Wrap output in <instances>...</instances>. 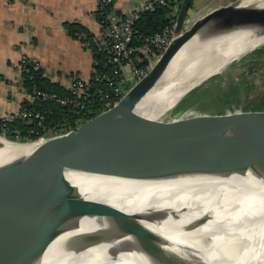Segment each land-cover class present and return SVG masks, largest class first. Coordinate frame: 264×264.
Masks as SVG:
<instances>
[{
    "label": "water",
    "instance_id": "obj_1",
    "mask_svg": "<svg viewBox=\"0 0 264 264\" xmlns=\"http://www.w3.org/2000/svg\"><path fill=\"white\" fill-rule=\"evenodd\" d=\"M246 1L218 6L188 28L192 0H180L169 46L115 104L73 130L43 141L9 139L0 134V139L20 146L0 162V260L7 253L9 238L19 232L30 231L37 240L20 256L1 264H38L51 250L79 251L94 246L102 247L103 264H120L125 257L119 260L118 255L126 254L135 257L134 264H164L173 255L172 249L181 245L150 223L171 221L173 231L182 233L211 220L209 210L177 224L175 220L187 212L186 206V210L149 206L129 212L101 196L87 197L77 186L81 181L93 183L95 190L108 181L157 185L245 177L264 189V110L240 109L206 119L186 117L192 108L168 115L188 93L218 74L186 90L160 120L136 112L148 93L166 85L170 78L166 71L180 50L184 63L212 31L229 23L238 29L264 32L262 0ZM32 208L43 211L44 216L28 213L9 218L18 209ZM229 216L226 212L225 218ZM214 237L212 231L201 244H212ZM238 240L232 241L237 247H230L237 256L253 263L264 260V244L252 251V247L241 249Z\"/></svg>",
    "mask_w": 264,
    "mask_h": 264
},
{
    "label": "bare ground",
    "instance_id": "obj_2",
    "mask_svg": "<svg viewBox=\"0 0 264 264\" xmlns=\"http://www.w3.org/2000/svg\"><path fill=\"white\" fill-rule=\"evenodd\" d=\"M256 0H248L249 4ZM264 4V1H261ZM264 45V32L237 27L229 23L217 31H212L204 41L193 50L186 62H181L183 50H180L166 71L170 76L161 89L150 92L138 104L136 112L144 117L160 120L170 111L184 92L209 77L222 73L228 65ZM206 82V81H205ZM0 162L9 158L20 146L0 139ZM26 149V147L24 148ZM105 186L94 190L93 183L81 181L77 186L89 198L102 197L107 202L129 211H141L151 208L183 207L187 212L175 220L182 224L202 212L212 211L211 220L189 232H174L170 222L154 221L150 223L165 236L172 238L180 247L172 249L171 255L164 264H264L250 262L237 256L230 247H237L232 241L239 239L241 249L252 247V251L263 245L264 241V189L254 181L245 177H230L222 180H189L165 184H145L125 181H108ZM110 195L116 200L105 198ZM186 206V208H185ZM255 211V215L250 211ZM248 214H244V212ZM229 212V217H226ZM44 216L37 209H18L10 219L24 214ZM176 224V226H177ZM212 231H215L213 243L203 245ZM36 234L21 231L9 238L5 244L6 255L0 260L11 262L31 246L37 243ZM242 236V237H240ZM64 242H62L63 244ZM251 244V245H250ZM263 247V246H262ZM260 249V248H259ZM101 246L80 249L79 251H56L45 253L38 264H103L105 260ZM69 252V253H65ZM127 256V257H126ZM118 255L120 264H134L130 254ZM118 264V263H115ZM144 264H154L150 261ZM156 264V263H155Z\"/></svg>",
    "mask_w": 264,
    "mask_h": 264
},
{
    "label": "built area",
    "instance_id": "obj_3",
    "mask_svg": "<svg viewBox=\"0 0 264 264\" xmlns=\"http://www.w3.org/2000/svg\"><path fill=\"white\" fill-rule=\"evenodd\" d=\"M109 2L111 0L97 1L99 28L96 33L76 31L74 34L96 56L91 77L85 79L79 74L71 75L66 96L45 92L33 84L28 107L0 118V134L6 136L7 127L15 121L33 124L24 138L17 137L19 140L43 141L52 135L73 130L95 111L92 106L107 109L146 75L172 41L180 0H146L120 18L108 9ZM160 7L168 9L165 27L150 35L139 33L136 22L141 15ZM19 68L25 80L32 81L33 73L42 78L48 76L38 61L27 56L21 57ZM48 103L68 107L74 113V120L53 118V110L46 107Z\"/></svg>",
    "mask_w": 264,
    "mask_h": 264
},
{
    "label": "crops",
    "instance_id": "obj_4",
    "mask_svg": "<svg viewBox=\"0 0 264 264\" xmlns=\"http://www.w3.org/2000/svg\"><path fill=\"white\" fill-rule=\"evenodd\" d=\"M97 1L0 0V118L29 101L27 82L19 68L22 56L38 61L46 79L67 92L71 75L91 77L94 54L76 39L72 29L98 31ZM145 1L111 0L108 9L120 18ZM222 4L191 8L189 17L194 13L201 17Z\"/></svg>",
    "mask_w": 264,
    "mask_h": 264
},
{
    "label": "rangeland",
    "instance_id": "obj_5",
    "mask_svg": "<svg viewBox=\"0 0 264 264\" xmlns=\"http://www.w3.org/2000/svg\"><path fill=\"white\" fill-rule=\"evenodd\" d=\"M230 0H192L191 8L201 9L202 7L210 4H219V3H228ZM222 4V5H224ZM198 14L194 13L189 18L188 28L193 24V22L199 17ZM252 55H246L239 59L236 62L230 64L221 74H218L206 82H204L199 88L201 91L207 90L210 92L211 96L206 98L202 96V93L199 91V94L190 95L188 93L170 112L169 116L180 113L186 109L192 108L193 111L186 117L189 118H208L217 114H224L227 112L238 111L245 105L248 101H259L262 94L264 93V46L260 49H257L253 52ZM261 56L258 64L253 62H247V58H252L251 56L257 57ZM244 79L246 82V88H242L240 91L241 102L239 107L234 108L228 103H224V100H221L218 97V94L226 91L228 88V83L233 81L234 83L240 82ZM255 100V101H254ZM255 103L248 105L247 109L253 108ZM197 108H195V106ZM234 110H232V108ZM2 147V146H1ZM1 149V148H0Z\"/></svg>",
    "mask_w": 264,
    "mask_h": 264
},
{
    "label": "trees",
    "instance_id": "obj_6",
    "mask_svg": "<svg viewBox=\"0 0 264 264\" xmlns=\"http://www.w3.org/2000/svg\"><path fill=\"white\" fill-rule=\"evenodd\" d=\"M170 1L173 2V0H170ZM167 23H168V9L166 7H160L154 12L143 13L141 17L139 18V20L136 22V28L139 33L143 35H150L156 32H160ZM70 28H73V27L70 26ZM72 30L75 32L81 31L80 29H76L75 27ZM259 58H260V55H258L257 64L261 62L259 61ZM26 82H27L26 87L28 88L29 92H30L31 86L35 84L39 89L45 92H54L60 96H66L68 94V92L64 88H61L59 85L50 82L46 78L40 77V75L37 73H33L32 81L26 80ZM247 83L248 82H246V80L242 78L240 82L238 83H234L233 81H230L228 83L227 90L218 94V97L221 100H224V103H228L230 104V106H233L234 108L239 107V104L242 100L241 98H239L240 91L242 88L246 86ZM199 91L202 93V96H204L205 99L211 96L210 92H208L206 89L201 91V88L199 87L194 89L190 95H193L195 93L199 94ZM244 101H245V105L242 106L241 108L242 111L264 110V93L262 94L258 102L254 100L255 102L248 101L246 103V100ZM253 103H255L253 108L247 109L248 105H252ZM28 104L29 102H24V107H28ZM46 107L53 110V116H52L53 118L58 119V118L64 117L65 119L74 120V116H73L74 113L68 107H61V106H58L52 103H48ZM233 107H231L232 110H234ZM195 108H197V106H195ZM91 109L95 110L91 114V116H93L103 111L105 107L99 108L98 105H95V106H92ZM91 116L89 115L88 118H90ZM31 126H33V124H27L23 121H15L7 127L6 137L9 139H17L18 136L24 138L27 135L28 129Z\"/></svg>",
    "mask_w": 264,
    "mask_h": 264
},
{
    "label": "flooded vegetation",
    "instance_id": "obj_7",
    "mask_svg": "<svg viewBox=\"0 0 264 264\" xmlns=\"http://www.w3.org/2000/svg\"><path fill=\"white\" fill-rule=\"evenodd\" d=\"M263 46H264V45H263ZM263 46H261V47H263ZM261 47H260V48H261ZM258 49H259V48H258ZM256 50H257V49H256ZM254 51H255V50H254ZM254 51H252V52L249 53L248 55H251V54L253 55V54H254V53H253ZM248 55H247V56H248ZM251 57H252V58H247V60L249 59V61H250V62H253V63H257V62H258V56H257V57L251 56ZM259 59H261V56H260ZM247 60H246V61H247Z\"/></svg>",
    "mask_w": 264,
    "mask_h": 264
}]
</instances>
